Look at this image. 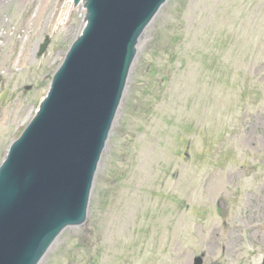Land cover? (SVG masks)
Masks as SVG:
<instances>
[{"label": "rangeland", "instance_id": "rangeland-1", "mask_svg": "<svg viewBox=\"0 0 264 264\" xmlns=\"http://www.w3.org/2000/svg\"><path fill=\"white\" fill-rule=\"evenodd\" d=\"M45 3L0 0V95L17 93L0 105V163L78 36L82 8ZM198 256L264 259V0H168L140 40L87 222L41 264Z\"/></svg>", "mask_w": 264, "mask_h": 264}, {"label": "water", "instance_id": "water-1", "mask_svg": "<svg viewBox=\"0 0 264 264\" xmlns=\"http://www.w3.org/2000/svg\"><path fill=\"white\" fill-rule=\"evenodd\" d=\"M75 2L87 9L82 33L0 169V264H39L65 227L85 221L138 40L166 0Z\"/></svg>", "mask_w": 264, "mask_h": 264}, {"label": "bare ground", "instance_id": "bare-ground-1", "mask_svg": "<svg viewBox=\"0 0 264 264\" xmlns=\"http://www.w3.org/2000/svg\"><path fill=\"white\" fill-rule=\"evenodd\" d=\"M45 6L47 5V0H46V3L44 4ZM45 6H44V8H45ZM41 9H39V11H40ZM229 237H231V234H230V236Z\"/></svg>", "mask_w": 264, "mask_h": 264}]
</instances>
